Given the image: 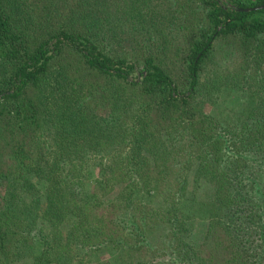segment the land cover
<instances>
[{
	"label": "trees",
	"instance_id": "1",
	"mask_svg": "<svg viewBox=\"0 0 264 264\" xmlns=\"http://www.w3.org/2000/svg\"><path fill=\"white\" fill-rule=\"evenodd\" d=\"M255 180L264 0H0V264H264Z\"/></svg>",
	"mask_w": 264,
	"mask_h": 264
},
{
	"label": "rangeland",
	"instance_id": "2",
	"mask_svg": "<svg viewBox=\"0 0 264 264\" xmlns=\"http://www.w3.org/2000/svg\"><path fill=\"white\" fill-rule=\"evenodd\" d=\"M226 47H228V48H226ZM217 51H219V53L216 54L217 55L216 61H218L219 64H222V66H228V68H232L233 66H236L237 59H238L239 55L236 53V51L234 50L232 45H225L222 43H218L217 44ZM143 77H144V74H142V65H135L133 67V71L129 74L128 81L140 83ZM116 158H118V160H120L118 156ZM173 172L174 171H170V169H168V172H167L168 174L165 176L164 181L170 179V176H172ZM86 185L88 186V184H86ZM254 185H255L257 200L262 205V210H263V212H262L261 236L264 239V237H263L264 236V194H263L262 185L260 183V180H255ZM205 192H206V190H204L201 193V195H203ZM169 210H170V208H169ZM169 216H170V214H169ZM206 225H207V223L203 222V221H198V222L196 221L194 224L193 232L196 234V239L198 240V242H201L203 237H204ZM161 229H164V232L161 233L162 236L170 233V230H169L168 226L166 225V223L161 225ZM164 240H166L168 242L170 240V237L168 236L166 239H164V237L158 239V241H164ZM263 243L264 242H262V247L260 249L262 256H264V244ZM175 258H178V255L176 253L171 252V249L169 248L167 250L166 254L160 255L159 260L163 261V262H170L171 263L175 260ZM107 259H108V255H104V254L100 255V260L102 262H105V264L107 263Z\"/></svg>",
	"mask_w": 264,
	"mask_h": 264
}]
</instances>
